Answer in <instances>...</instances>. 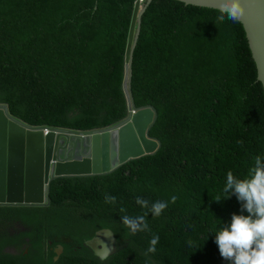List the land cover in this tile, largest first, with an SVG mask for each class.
I'll list each match as a JSON object with an SVG mask.
<instances>
[{
	"label": "trees",
	"instance_id": "16d2710c",
	"mask_svg": "<svg viewBox=\"0 0 264 264\" xmlns=\"http://www.w3.org/2000/svg\"><path fill=\"white\" fill-rule=\"evenodd\" d=\"M134 2L0 0V103L34 126L90 131L122 120ZM218 15L175 0L145 5L131 93L135 106L155 108L149 135L160 148L106 176L55 180L48 208L0 206V264H229L215 232L247 212L234 194L214 198L228 171L244 177L264 155V90L242 25L216 24ZM137 196L169 205L149 213L150 232L131 235L119 208L141 214ZM103 230L116 245L99 259L85 245Z\"/></svg>",
	"mask_w": 264,
	"mask_h": 264
},
{
	"label": "water",
	"instance_id": "95a60500",
	"mask_svg": "<svg viewBox=\"0 0 264 264\" xmlns=\"http://www.w3.org/2000/svg\"><path fill=\"white\" fill-rule=\"evenodd\" d=\"M150 1V0H149ZM185 5L219 9L221 0H175ZM257 80L264 90V0H239ZM145 6L134 4L124 53L122 92L126 115L117 123L90 131L34 126L14 116L0 103V206L48 208L51 185L57 179L106 176L129 161L153 155L160 142L149 135L157 119L153 106L137 107L131 93L132 57ZM93 254L104 259L113 239L108 231L87 242ZM61 253V248L56 252Z\"/></svg>",
	"mask_w": 264,
	"mask_h": 264
},
{
	"label": "clouds",
	"instance_id": "9594fccd",
	"mask_svg": "<svg viewBox=\"0 0 264 264\" xmlns=\"http://www.w3.org/2000/svg\"><path fill=\"white\" fill-rule=\"evenodd\" d=\"M136 2L140 6H145L151 0H147L146 3L145 0H135L134 4ZM218 11L219 15L216 17V24L224 22L225 19L238 23L244 15V8L241 6L239 0H221ZM238 143L242 142L238 141ZM252 160L253 163L248 168L247 174L244 177H237L231 171H228L222 195H217L214 198L219 202L234 194L241 203L242 210L247 212V215L233 214L230 223L219 227L215 232V243L219 254L229 264H264V155H256ZM176 199L177 197L173 195L170 202L175 203ZM104 200L106 204L111 205H115L117 202V198L109 194H105ZM135 203L145 211L134 217L127 215V209L124 207L121 206L119 208V212L123 214L121 215L122 224L129 230L128 234L131 235H135L138 232H150L151 229L147 220L149 213L154 217H158L169 205V201L165 200H156L150 204L147 199L140 196L136 197ZM217 221L220 224V221ZM108 232L113 239L112 253L116 241L112 233ZM159 239L158 234H152L147 253H154L156 251ZM124 243L129 242L126 241ZM188 246L190 248L199 247L192 241L188 242ZM58 249L54 251L56 257L62 253L61 248V253L57 255ZM146 264H150V262H146Z\"/></svg>",
	"mask_w": 264,
	"mask_h": 264
},
{
	"label": "rangeland",
	"instance_id": "374dc122",
	"mask_svg": "<svg viewBox=\"0 0 264 264\" xmlns=\"http://www.w3.org/2000/svg\"><path fill=\"white\" fill-rule=\"evenodd\" d=\"M9 253L13 254V255H17L19 254V251L17 249H12V250H8Z\"/></svg>",
	"mask_w": 264,
	"mask_h": 264
}]
</instances>
